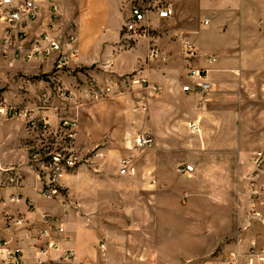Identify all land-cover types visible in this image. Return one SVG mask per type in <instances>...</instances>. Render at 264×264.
Returning <instances> with one entry per match:
<instances>
[{"label":"rangeland","instance_id":"374dc122","mask_svg":"<svg viewBox=\"0 0 264 264\" xmlns=\"http://www.w3.org/2000/svg\"><path fill=\"white\" fill-rule=\"evenodd\" d=\"M176 1L112 0L114 22L103 39L113 46H105L101 58L85 63H81L79 51L70 63L76 64L74 69L60 72L42 73L44 64L42 71L35 65L49 60L55 65L58 53L31 61L15 58L13 50L3 53L5 44L0 37V98L9 105L34 110L30 116L3 117L10 123L6 127L8 166L31 168L29 145L38 134L29 124L31 117L46 119L50 131L63 136L60 141L83 159L64 179L62 193L54 200L61 213L48 211L63 223L68 237L64 246L62 242L51 248L49 240L39 236L43 217L42 227L34 223L30 231L17 224L28 217L0 209V222H5L7 214L8 228L27 231L30 247L38 253L37 258L26 260L27 249L25 263L60 264L68 250H75L78 260L89 264H198L204 259L220 263L234 248L239 224L232 182L241 165L244 176L241 179L237 172V177L243 185L251 174V157L264 152V67L257 66L262 73L245 67V50L252 42L258 53L248 63L264 59V0L262 12L239 14L237 60L224 63L229 69L223 77L227 87L213 90L207 97L176 92L188 83L191 68L204 69L192 39L193 31L201 29V21L193 14L186 21L189 29H181L180 1ZM186 1L196 12L207 2ZM168 4L176 10L175 17L159 19L157 11ZM135 7L147 13L149 31L130 36L125 24ZM61 14L51 30L58 39L70 30L62 10ZM251 17L262 20L255 30L245 27L252 25ZM47 23L41 32L46 31ZM30 32L26 49L41 33ZM154 43L159 53L152 56ZM190 45L196 48V55L189 51ZM29 64L34 66H26ZM26 69L30 73H23ZM134 75L162 78L167 83L157 93L128 87L127 81ZM115 81L120 85L114 86ZM93 87H111L112 91L94 97ZM66 118L76 121L70 131L62 129ZM193 123L199 126L197 132L191 128ZM140 134L152 136L153 143L139 147L136 139ZM124 159L130 161L131 173L126 176L120 174ZM182 164H196L198 170L191 175L182 173ZM258 204L250 213L262 212L264 200ZM220 214L234 217L215 222Z\"/></svg>","mask_w":264,"mask_h":264},{"label":"built area","instance_id":"2783aa9c","mask_svg":"<svg viewBox=\"0 0 264 264\" xmlns=\"http://www.w3.org/2000/svg\"><path fill=\"white\" fill-rule=\"evenodd\" d=\"M48 2L49 21L46 25V31L41 32L36 38H32L26 49L27 41L31 35V26L38 21L43 12V4ZM175 15V9L171 4L165 5L157 11V17L161 20L171 19ZM61 7L59 0H0V37L4 42L3 53L9 54L10 50L15 52V58L21 57L26 61L43 57L47 58L58 53L55 60V68L63 70L70 66L73 58L79 55L78 35L75 28H71L63 38L53 37L51 30L61 18ZM147 13L139 7L132 10L131 19L125 24V31L128 35H138L140 32H148ZM205 24H208L206 21ZM147 27V28H146ZM189 51L196 55V48L189 46ZM25 54H23V52ZM152 56L158 55L159 46L154 43L151 48ZM215 62V58H209ZM189 81L182 86V91L186 94H201L207 97L213 92V85L208 80V70L191 68L188 73ZM128 87H144L155 93L161 90L158 84L151 83L147 78L142 76H131L127 81ZM114 86H119L120 82L115 81ZM112 91L111 87L100 89L92 88L94 97H101ZM43 98H46L44 95ZM34 110L27 106H13L0 98V117L9 118L12 115L30 116ZM29 124L38 133L37 139L29 145L30 167L36 172L41 182V195L49 200L57 199L61 193L63 181L69 174L75 170L83 161L80 153L67 147L60 140L63 136H57L52 133L48 127V122L44 118L31 117ZM76 125L73 119H64L62 129L70 131ZM194 132L199 130V126L193 123L191 126ZM51 132V134H50ZM41 133V134H40ZM68 138L73 137L72 133L67 134ZM136 143L139 147L149 146L153 143V138L149 134H140L137 136ZM120 174L123 176L130 175V161H122ZM253 170L248 178L247 191L250 198L257 202L264 200V152H256L252 158ZM179 171L188 175L195 172V166L191 164H182ZM24 183L23 176L15 168H0V190L22 188ZM24 200L22 195L13 194L11 202H20ZM31 204L30 206H32ZM5 222L8 226V215L5 216ZM20 227H33L34 222L30 219H19L17 222ZM29 231V232H30ZM39 236L49 240V247L57 248L61 240H66L67 234L65 228L59 223V220L49 214L43 216V228ZM0 238V264H25V250L22 242L16 239ZM241 257L246 259V264H264V248L256 245L252 246L246 253L238 251L228 253L223 264H239ZM51 264V263H47ZM60 264H89L78 260L75 250H68Z\"/></svg>","mask_w":264,"mask_h":264},{"label":"crops","instance_id":"0c3cea01","mask_svg":"<svg viewBox=\"0 0 264 264\" xmlns=\"http://www.w3.org/2000/svg\"><path fill=\"white\" fill-rule=\"evenodd\" d=\"M178 1H180L178 20L182 24L181 29H189L186 21L193 14H196L198 16L197 19L201 21V29H195L192 34V39L195 41L200 50L199 65L208 70V80L210 83H212L214 92L217 89L225 90L227 83L223 81V77L225 72L229 71V69L225 67L224 63L226 60H237V56L234 51L236 50L238 42L236 29L240 21L239 14L245 12L246 15L249 13L253 16L255 13L262 12V1L205 0L207 2L203 6L198 7L197 12L186 0ZM59 4L63 13L65 26L68 30H71L73 27L77 32L81 63L95 59V57L101 58L102 54L100 50H103L105 46H113V44H108V42H105L103 39V35H105L106 31L110 28V25H112L114 22V9L112 7L114 4L112 3V0H59ZM49 7L50 5L48 2L43 4L42 15L40 16L39 20L33 26H31V29L34 33H39L45 29L44 25L49 21ZM175 15L169 20H172ZM251 18L252 25L245 27L247 29L255 30L258 28V26L255 24L260 25L262 20L260 18ZM206 21L208 24H205ZM200 34H202V36H200ZM254 44L255 43L253 42L250 43L251 47L245 50V67L248 70L250 69V72L257 71L262 73L264 68L259 69V67H264L263 58L260 59L261 62H258L257 59V64L248 63L253 61V59H251V57H253L252 55L258 53L257 46ZM209 58H215L216 61L211 62ZM43 64L46 70H44L42 73H50L53 69H56L55 65H53V60H49L46 63L41 62L35 65L39 66V70L42 71L41 66ZM75 65L76 64H71L68 68L74 69ZM26 66H34V64H29ZM233 66H236V64ZM248 70L246 74L249 72ZM23 73L28 74L30 72L28 69H26ZM156 79L149 80L154 84H158L161 89H163V85L166 84L167 81L162 78ZM181 91L182 88H176V92L185 94L183 91ZM7 126L9 128L10 123L7 122L5 118L0 117V168H15L17 172L23 176L24 183L22 188L19 190H0V209L2 211L9 210L17 216H26L28 219L36 223L37 227L41 228V220L45 214L52 215L50 212H61L54 200L46 199L41 195V182L36 172L29 168V166H24L23 164L19 166H8ZM191 165L195 166L196 173L198 170L197 165ZM250 166L251 165H249V167ZM252 170L253 167L251 166L250 173ZM237 172H239L238 174L241 175V179H243L244 169L241 165ZM237 172L235 181L232 182V184L234 189L233 191H235V219L238 221L239 229L235 234L236 241L233 243L234 248L230 249L231 245L226 246L230 249H228L229 252H227V255L233 251H238L244 254L254 245L259 248H264V208L261 209L262 212H260L258 215H256V213H250V210H255L259 208L260 205L258 204V201L254 202L250 198L247 191L248 181H245L244 184L241 185L243 182H239ZM13 194L22 195L24 200L19 203H12L10 198ZM31 204L33 205L30 206ZM233 217L234 216L230 214H220L215 217L214 221L219 222L221 220L232 219ZM0 238L19 239L23 244L24 250L26 251L28 249L30 251V254L26 260L38 257L37 251L30 247L29 243L31 240L27 231L15 232L11 230V228H8L5 222L2 221L0 222ZM60 238L61 237L57 236V239H59L62 243L63 240ZM64 244L65 243L63 242L61 245L64 246ZM79 261L85 262L82 260ZM224 261L225 260L223 259L219 263L218 259H204L198 264H223ZM47 263L49 262L44 264ZM240 264H246L245 258L241 260Z\"/></svg>","mask_w":264,"mask_h":264}]
</instances>
